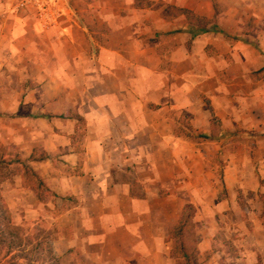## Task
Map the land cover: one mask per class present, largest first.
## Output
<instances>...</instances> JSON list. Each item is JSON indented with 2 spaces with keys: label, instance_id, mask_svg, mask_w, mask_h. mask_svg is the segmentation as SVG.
Instances as JSON below:
<instances>
[{
  "label": "crops",
  "instance_id": "0c3cea01",
  "mask_svg": "<svg viewBox=\"0 0 264 264\" xmlns=\"http://www.w3.org/2000/svg\"><path fill=\"white\" fill-rule=\"evenodd\" d=\"M48 2L0 0V151L49 191L4 180L13 224L60 264H180L170 232L194 206L203 264H264L260 211L232 247L215 224L241 207L216 203V158L221 188L264 190L231 161L264 142V0Z\"/></svg>",
  "mask_w": 264,
  "mask_h": 264
},
{
  "label": "rangeland",
  "instance_id": "374dc122",
  "mask_svg": "<svg viewBox=\"0 0 264 264\" xmlns=\"http://www.w3.org/2000/svg\"><path fill=\"white\" fill-rule=\"evenodd\" d=\"M256 137V136H255ZM248 139L247 142H245V145L247 146V153L248 156L246 158L242 159H231V161H234L235 163H240L242 166L245 167V175L243 176V180L248 183L249 186L256 184H259L260 186L264 187V155L262 156L261 153L264 150V142L257 140V138ZM259 148H262V151L259 150ZM7 161L8 163L10 161H14L15 156L11 154V152L7 155ZM229 161V159H228ZM233 163V164H235ZM225 159L223 158H216L215 159V179H216V185L218 189V194L216 197V203L221 200H231L234 199L235 202H238V204L241 207L239 209L233 210V206L229 205L228 208H225V210H220L217 208L215 211L216 213V227L219 229V233L217 234L219 241L216 244L217 246H227V242L232 247L234 246L235 242H237L239 237V230L240 226H247L250 228V223L248 221V213L250 211L255 210L261 212V218L263 220L264 224V190L263 193H260L259 191H250V190H244L240 189L238 190V186L235 188L234 192H231L227 190L226 188H221L222 183H224V175H223V166H225ZM16 166H10V169H15ZM235 177V175H234ZM232 184L238 185V182L231 181ZM194 207V206H192ZM242 209V211H241ZM189 214V213H187ZM185 215V218L187 216ZM197 214V211L194 207V215ZM226 219L223 222V217ZM196 226L193 223V228L188 227L185 230V236L184 241L186 242L187 248L190 252V254H193L191 256V260L193 264H203L202 257L197 258L195 256V249H196ZM233 231V232H232ZM232 232V236L230 233ZM215 245V246H216ZM229 247V246H228ZM28 247L26 246L25 249ZM30 249V247L28 248ZM26 250L25 252H21L18 249H15L12 251V254L9 255L10 259L9 263H15L18 264L21 260L24 261L26 264H43V261H46V252H42V254L37 253V251H30ZM1 254L5 255V252L2 251ZM40 254V255H38ZM207 258V257H205ZM205 261V260H204ZM180 264H185L184 262H180Z\"/></svg>",
  "mask_w": 264,
  "mask_h": 264
},
{
  "label": "trees",
  "instance_id": "16d2710c",
  "mask_svg": "<svg viewBox=\"0 0 264 264\" xmlns=\"http://www.w3.org/2000/svg\"><path fill=\"white\" fill-rule=\"evenodd\" d=\"M5 151L6 148L4 147L0 151V184L4 180L19 174L22 176L26 187L31 188L37 193L39 192L40 195H49V191L44 182L27 163L22 161L19 155H17L14 161L8 163L7 159H5ZM13 164H17V166L15 169L11 170L10 166ZM186 214L187 216L185 218ZM193 215L194 207L187 206L178 225L170 232V239L174 242L172 256L183 260L185 264H193L191 260L193 254H190L186 242L184 241L185 230L188 227L193 228ZM33 242L34 240L31 237H26L24 235L20 227H16L13 224L11 213L0 194V250H6L5 256L12 254V251L15 249L25 252L30 247V249H28L29 252L34 250L40 251V254H42L43 251L46 252V261L48 260L50 264H60L49 247H45L43 243L35 245ZM26 246L28 247L27 249H25Z\"/></svg>",
  "mask_w": 264,
  "mask_h": 264
},
{
  "label": "built area",
  "instance_id": "2783aa9c",
  "mask_svg": "<svg viewBox=\"0 0 264 264\" xmlns=\"http://www.w3.org/2000/svg\"><path fill=\"white\" fill-rule=\"evenodd\" d=\"M15 6L18 9H26L27 7L35 6L40 10H44L47 8L49 4L48 0H13Z\"/></svg>",
  "mask_w": 264,
  "mask_h": 264
}]
</instances>
